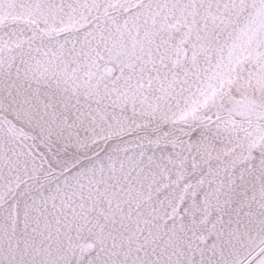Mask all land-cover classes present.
I'll list each match as a JSON object with an SVG mask.
<instances>
[{"label":"snow or ice","instance_id":"6c2138e0","mask_svg":"<svg viewBox=\"0 0 264 264\" xmlns=\"http://www.w3.org/2000/svg\"><path fill=\"white\" fill-rule=\"evenodd\" d=\"M0 264H264V0H0Z\"/></svg>","mask_w":264,"mask_h":264}]
</instances>
